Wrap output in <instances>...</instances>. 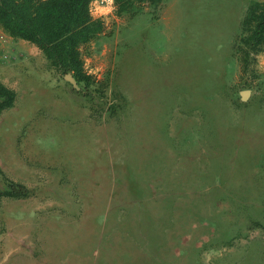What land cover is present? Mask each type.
I'll list each match as a JSON object with an SVG mask.
<instances>
[{
    "label": "rangeland",
    "instance_id": "rangeland-1",
    "mask_svg": "<svg viewBox=\"0 0 264 264\" xmlns=\"http://www.w3.org/2000/svg\"><path fill=\"white\" fill-rule=\"evenodd\" d=\"M249 1L94 10L85 95L0 41V191L28 190L0 194V264H264V55L242 72L234 48Z\"/></svg>",
    "mask_w": 264,
    "mask_h": 264
},
{
    "label": "trees",
    "instance_id": "trees-1",
    "mask_svg": "<svg viewBox=\"0 0 264 264\" xmlns=\"http://www.w3.org/2000/svg\"><path fill=\"white\" fill-rule=\"evenodd\" d=\"M164 0H114L118 17H134L142 4L157 7ZM92 0H0V27L14 39L35 45L44 55L48 66L61 76L68 73L86 91L93 83L87 73L81 47L104 32L102 17L93 16ZM242 72L248 69L249 58L264 55V0H250L240 22V32L234 45ZM16 93L0 82V113L12 107ZM1 172V171H0ZM25 186L6 180L0 194L26 196ZM258 224V223H257Z\"/></svg>",
    "mask_w": 264,
    "mask_h": 264
},
{
    "label": "built area",
    "instance_id": "built-area-1",
    "mask_svg": "<svg viewBox=\"0 0 264 264\" xmlns=\"http://www.w3.org/2000/svg\"><path fill=\"white\" fill-rule=\"evenodd\" d=\"M105 7H110L111 10L114 9V0H112L111 5L108 4V0H92L90 4V9L93 14V11L98 9V8H105ZM110 10V11H111Z\"/></svg>",
    "mask_w": 264,
    "mask_h": 264
},
{
    "label": "water",
    "instance_id": "water-1",
    "mask_svg": "<svg viewBox=\"0 0 264 264\" xmlns=\"http://www.w3.org/2000/svg\"><path fill=\"white\" fill-rule=\"evenodd\" d=\"M64 78H65L66 80H68L69 82H71V84H72L75 88H78L77 82L75 81V79L72 77V75H71L70 73L64 75ZM241 95H242L243 97H246V96H247V92L244 91V92L241 93Z\"/></svg>",
    "mask_w": 264,
    "mask_h": 264
},
{
    "label": "crops",
    "instance_id": "crops-1",
    "mask_svg": "<svg viewBox=\"0 0 264 264\" xmlns=\"http://www.w3.org/2000/svg\"><path fill=\"white\" fill-rule=\"evenodd\" d=\"M0 34H2V35H0V41L2 40V39H8V38H10V39H14V38H12L11 36H9L6 32H4L3 31V29L0 27ZM8 37V38H7ZM17 40H20V41H25V40H21V39H17Z\"/></svg>",
    "mask_w": 264,
    "mask_h": 264
},
{
    "label": "clouds",
    "instance_id": "clouds-1",
    "mask_svg": "<svg viewBox=\"0 0 264 264\" xmlns=\"http://www.w3.org/2000/svg\"><path fill=\"white\" fill-rule=\"evenodd\" d=\"M111 2H112V0H108V4H109V5H111ZM97 10H98L99 12L104 13V12H108V11H110L111 8H110V7H105V8H98Z\"/></svg>",
    "mask_w": 264,
    "mask_h": 264
}]
</instances>
